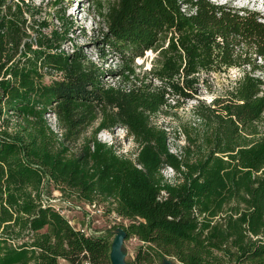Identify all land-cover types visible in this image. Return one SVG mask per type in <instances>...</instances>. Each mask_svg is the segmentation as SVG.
<instances>
[{"label": "trees", "instance_id": "1", "mask_svg": "<svg viewBox=\"0 0 264 264\" xmlns=\"http://www.w3.org/2000/svg\"><path fill=\"white\" fill-rule=\"evenodd\" d=\"M99 5V59L116 55L118 71L64 49L66 10L55 24L32 0H0V264H111L110 234L76 228L54 190L108 202L142 242L129 264H264V14L212 0ZM147 51L149 67L137 63ZM232 68L231 86L201 100L208 77ZM190 99L201 126L174 152L152 117ZM115 128L134 159L99 139Z\"/></svg>", "mask_w": 264, "mask_h": 264}, {"label": "rangeland", "instance_id": "2", "mask_svg": "<svg viewBox=\"0 0 264 264\" xmlns=\"http://www.w3.org/2000/svg\"><path fill=\"white\" fill-rule=\"evenodd\" d=\"M35 4L43 7V15L49 16L50 20H55L54 16L57 11L66 10L67 16L75 23V33L73 34L72 43L64 46L66 51H71L73 44L82 45L85 48L86 54L101 63L106 68L118 71L120 68V58L114 54L108 55L104 60L99 59V54L103 51L108 52L106 45L103 43V34L106 29L103 25L100 15V3L104 4V0H32ZM216 3H228L235 7L248 8L257 10L264 14V0H212ZM58 24L57 21H54ZM154 56L152 51H147L145 57L138 58L137 63L145 67L150 66V62ZM240 76L238 69L232 68L222 73L212 74L209 79L210 87H203L200 93L201 100L206 103H211L212 100L223 94L232 82ZM264 78V74L262 75ZM108 83L118 84V76H107ZM198 103L197 99L187 100L181 108L167 109L165 108L159 114L152 117V122L165 128L169 133V145L172 151H179V146L186 141V130L192 128H200V121L194 115V107ZM49 122L56 128L53 116L48 115ZM99 139L108 144L115 145L119 154L134 159L137 153V144L126 136V130L123 128H115L113 131H105L99 134ZM164 175L173 179V171L166 167L163 169ZM52 196L54 198L61 197L58 190H54ZM72 204L75 207L66 211V216L71 223L76 227L85 230L87 233L96 235L110 234L111 241L114 239L115 230L124 220L114 211H108L110 204L108 202H100L98 206L102 209L101 213H96L95 209L90 208L86 202H80L72 199ZM79 219V222L74 224L73 220ZM126 223V222H125ZM142 245L137 238L133 237L126 239L124 242V250L126 252L127 261L133 260L139 247ZM61 264H64L61 261Z\"/></svg>", "mask_w": 264, "mask_h": 264}, {"label": "water", "instance_id": "3", "mask_svg": "<svg viewBox=\"0 0 264 264\" xmlns=\"http://www.w3.org/2000/svg\"><path fill=\"white\" fill-rule=\"evenodd\" d=\"M128 232L123 227H117L115 236L111 245V264H129L126 259V252L124 250V242L127 239ZM162 264H178L176 261L165 258Z\"/></svg>", "mask_w": 264, "mask_h": 264}, {"label": "built area", "instance_id": "4", "mask_svg": "<svg viewBox=\"0 0 264 264\" xmlns=\"http://www.w3.org/2000/svg\"><path fill=\"white\" fill-rule=\"evenodd\" d=\"M173 175H174V172H173ZM49 202L54 206V208H56L63 214H66V211L68 209L75 207V205L72 204L73 202L64 199L62 195L61 197H57V198H54L52 196L51 198H49ZM87 205H89L90 208L92 207L93 209H95L96 213L102 212V209L96 203H93V204L87 203Z\"/></svg>", "mask_w": 264, "mask_h": 264}, {"label": "crops", "instance_id": "5", "mask_svg": "<svg viewBox=\"0 0 264 264\" xmlns=\"http://www.w3.org/2000/svg\"><path fill=\"white\" fill-rule=\"evenodd\" d=\"M73 221H74L73 223L76 224V223L79 222V219H78V218H75ZM61 261H63L64 264H70V263H69L67 260H65V259H60L59 264H61Z\"/></svg>", "mask_w": 264, "mask_h": 264}]
</instances>
